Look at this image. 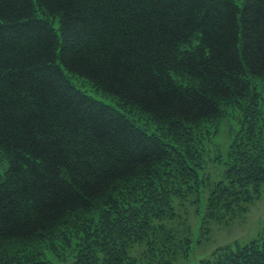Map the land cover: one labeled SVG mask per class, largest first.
<instances>
[{"label":"trees","instance_id":"obj_1","mask_svg":"<svg viewBox=\"0 0 264 264\" xmlns=\"http://www.w3.org/2000/svg\"><path fill=\"white\" fill-rule=\"evenodd\" d=\"M261 104L264 0H0V264L187 258L193 207L201 243L260 195ZM229 108L246 123L201 180L199 127ZM197 264H264V233Z\"/></svg>","mask_w":264,"mask_h":264},{"label":"rangeland","instance_id":"obj_2","mask_svg":"<svg viewBox=\"0 0 264 264\" xmlns=\"http://www.w3.org/2000/svg\"><path fill=\"white\" fill-rule=\"evenodd\" d=\"M76 82V81H75ZM83 83L76 82V85ZM261 86H259V89ZM87 93L92 96L99 97L102 96V99L108 103L113 104L111 99L105 98L106 96L98 93L94 88H91L89 85H86ZM100 95V96H99ZM104 96V97H103ZM259 111L264 112V105L259 106ZM122 112H124L122 110ZM127 113L128 111L125 110ZM134 121L143 129L149 130L150 132H161L160 136L165 140L168 145H174L173 141H168L164 134H162V128L153 122H151L146 116L128 112ZM245 118L242 113L235 109L229 108L225 109L222 112V116L215 121H212L210 124L203 123L199 128L203 129L201 136L198 132H195V135L201 136L204 140L200 144L206 150L198 148V154L201 155V158H204L207 154L209 159H216L212 164L210 162H205V168H200L198 170V175L201 180L208 178L213 181H218L215 172L218 176H221L222 169L225 168L221 160L225 155H227V150L233 141L236 139L237 135L241 132V127L245 124ZM249 123V121H247ZM8 167V162L5 158L0 159V181L4 179V173ZM214 184V183H213ZM252 201V200H251ZM201 204H205L202 200ZM196 206V205H195ZM248 211L237 221H234L228 226H220L215 223H211V229L209 236L201 237L203 242H197L199 238V229L202 227V220L204 217V210H200L198 215H195V207L190 210V223L192 227V232L194 233V243L191 247L189 255L187 258L177 257L178 259L174 264H197L200 260L210 257L213 253L226 245H233L234 243L246 244L261 234L264 233V185L260 192V195L257 199L249 203ZM202 208H204L202 206ZM206 213V210H205ZM197 242V243H196ZM142 247V244L131 240L126 244V250L128 255L136 256ZM56 255L46 254L45 258L48 261L56 262V264H63L62 258L56 259Z\"/></svg>","mask_w":264,"mask_h":264},{"label":"bare ground","instance_id":"obj_3","mask_svg":"<svg viewBox=\"0 0 264 264\" xmlns=\"http://www.w3.org/2000/svg\"><path fill=\"white\" fill-rule=\"evenodd\" d=\"M54 29H56V27H54ZM60 67L61 68H63V70L65 71V69H64V67H62L61 65H60ZM71 81V83H73V84H75L76 85V82H75V80L73 79V77L71 76V79H70ZM71 85V84H70ZM176 142H178V143H180V144H183V141H181V140H176Z\"/></svg>","mask_w":264,"mask_h":264}]
</instances>
